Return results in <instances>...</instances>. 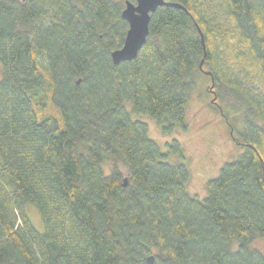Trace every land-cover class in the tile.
Returning <instances> with one entry per match:
<instances>
[{"label":"trees","instance_id":"trees-1","mask_svg":"<svg viewBox=\"0 0 264 264\" xmlns=\"http://www.w3.org/2000/svg\"><path fill=\"white\" fill-rule=\"evenodd\" d=\"M125 1L0 0V264H264V0H164L183 9L158 8L115 66ZM197 79L245 108L244 151L203 200L132 120L185 132Z\"/></svg>","mask_w":264,"mask_h":264},{"label":"rangeland","instance_id":"rangeland-1","mask_svg":"<svg viewBox=\"0 0 264 264\" xmlns=\"http://www.w3.org/2000/svg\"><path fill=\"white\" fill-rule=\"evenodd\" d=\"M37 60L45 70L47 63L44 58L37 56ZM207 87L209 85L203 79L196 80L187 102L185 132L177 129L173 135L163 136L154 120L132 117V120L147 124L148 138L157 144L161 153L168 154L170 164L186 166L190 173L187 190L199 200L207 196L206 183L218 176L225 163L235 161L244 151L233 142L231 135L244 132L245 108L223 87L218 92L214 91L220 99L219 107L211 105L212 94L207 96ZM125 108L130 112V105ZM174 141L179 144L182 158L170 148ZM106 166L108 171L116 166L126 172L120 163L109 162ZM25 212L33 228L42 233L44 226L39 212L32 205H27ZM252 247L264 254V240H256ZM232 248L236 249V245L233 244Z\"/></svg>","mask_w":264,"mask_h":264},{"label":"water","instance_id":"water-1","mask_svg":"<svg viewBox=\"0 0 264 264\" xmlns=\"http://www.w3.org/2000/svg\"><path fill=\"white\" fill-rule=\"evenodd\" d=\"M162 6L183 9L181 5L164 0H129L124 2L121 18L127 23V31L122 46L111 53V60L115 66L135 60L144 46L149 35V23L151 15ZM203 42V38H202ZM200 64V68L202 67ZM215 97L211 100L214 103ZM123 186H126L124 180ZM148 264H153L154 257L147 258Z\"/></svg>","mask_w":264,"mask_h":264}]
</instances>
